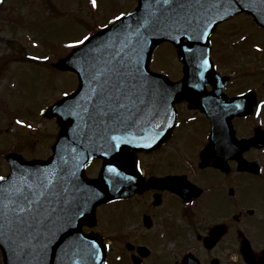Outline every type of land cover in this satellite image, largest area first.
<instances>
[{
    "label": "water",
    "instance_id": "obj_1",
    "mask_svg": "<svg viewBox=\"0 0 264 264\" xmlns=\"http://www.w3.org/2000/svg\"><path fill=\"white\" fill-rule=\"evenodd\" d=\"M146 0H139L137 8L129 13L118 25H131L127 33H121V29H114L113 24L102 28L91 35L92 39L85 45H79L65 57L60 58L54 64L60 70H69L78 74L79 85L76 90L57 100L50 106L45 116L56 117L60 123L59 138L53 147V153L48 159L26 160L19 154L9 153L6 158L10 162V174L4 181H0V195L4 190H9L8 200L0 198V213L3 212V204H8V219H12L13 201L17 199L11 192V186H23L22 177L29 184L35 185L38 179L47 176L53 178L54 191L52 195L42 200L39 222L25 217L31 222L28 230L12 229L4 226V216L0 214V247L4 256L3 264H104L106 256V244L98 233L87 234L83 231L85 223L94 226L96 206L114 197H122L137 188L140 175L135 165L137 151L142 147L123 144L116 152L110 151V145L106 138L101 120L96 116V98L92 89L96 87L93 81V66L99 67L109 59L113 48H124L127 58L132 56L139 60V67L144 70L153 94L149 97V103L138 118V127L131 129V135H137V128L142 122L152 124H164V120L175 123V103L189 99L197 105L205 103L207 98L226 99L222 90L227 78H222L213 64L211 51V36L217 26L223 20L229 19L236 13L247 12L255 21L264 26V0H222L223 6L212 9L205 17L208 21H215L209 26V39L192 41L187 39L177 23L183 25L184 21H177L174 14L172 18L162 17L159 28L146 26L141 28V35L136 36V20L146 13L144 7ZM227 13V15H225ZM203 15V14H202ZM219 17H223L220 19ZM200 20L197 18L192 23V28L187 29V35H193L199 28ZM179 36V40L173 37ZM168 41L177 47V56L184 64V76L182 80L174 81L166 74L157 73L149 68L152 55L160 43ZM192 48V52L186 51ZM94 49V51H93ZM204 59H208L209 65L201 67ZM203 72V77L200 73ZM213 84L215 91L208 93L205 85ZM197 85H199L197 87ZM211 94L213 96H211ZM226 103L228 101H225ZM72 114H70V111ZM246 114V109H238L229 113V128H231L232 116L235 113ZM144 115L145 119H141ZM213 117V115H211ZM213 122V142L208 145L202 155V165L213 164L217 167L221 161L212 160L211 154L217 144L221 129ZM172 127H169L162 138L171 135ZM217 133V135H216ZM122 134V133H121ZM216 135V136H215ZM243 142L244 140H240ZM104 151H110L104 156ZM104 158L102 170L98 178L86 177V166L95 158ZM225 161V160H224ZM107 164H114L120 169L122 175L108 173ZM241 167L250 169L252 166L247 160L241 159ZM75 171L76 176H71ZM126 176H135V180H127ZM132 182V183H127ZM67 188V192L64 189ZM86 201V206L81 202ZM23 203V201H20ZM84 212L80 216L77 209ZM99 245L100 259L95 260L89 254L91 242ZM245 256L253 260L245 253ZM264 264V257L260 261Z\"/></svg>",
    "mask_w": 264,
    "mask_h": 264
},
{
    "label": "flooded vegetation",
    "instance_id": "obj_2",
    "mask_svg": "<svg viewBox=\"0 0 264 264\" xmlns=\"http://www.w3.org/2000/svg\"><path fill=\"white\" fill-rule=\"evenodd\" d=\"M255 27L264 35L263 27L257 23ZM257 41L264 45V37ZM212 55L217 65L213 51ZM217 66L229 77L225 85L226 96L233 98L227 100L229 106L253 108L247 115L234 116L232 131H225L223 139L220 132L216 139L221 141L215 144L211 159L222 162L227 158L228 162L219 167L201 162L203 150L213 142L206 108L209 101L195 108L188 99L177 103L172 135L162 138L154 149L138 152L137 164L144 175L140 188L97 207L94 228L84 226L85 231H97L109 243L106 264H261L264 108L260 105L264 102V63L256 73L259 84L251 86L248 70L224 72ZM206 87L214 89L212 85ZM237 96L244 97L235 100ZM221 102L219 97L212 100L214 105ZM164 121L150 130L152 134L164 136L169 125ZM146 124L152 127L151 122ZM242 158L252 163L250 170L241 168ZM106 205L110 213L105 212ZM245 253L249 257L252 254L253 260Z\"/></svg>",
    "mask_w": 264,
    "mask_h": 264
},
{
    "label": "rangeland",
    "instance_id": "obj_3",
    "mask_svg": "<svg viewBox=\"0 0 264 264\" xmlns=\"http://www.w3.org/2000/svg\"><path fill=\"white\" fill-rule=\"evenodd\" d=\"M137 1L97 0L96 8L92 7L91 0L0 2V176L9 169L2 155L7 151L17 150L25 158H47L52 153L59 126L55 118L45 117L43 112L77 86L74 73L14 57L13 53L47 56L49 59L41 60L54 63L71 51L67 47L70 42L112 23L120 12L133 10ZM259 36L264 37L246 13L224 21L213 37L212 51L217 65L224 72L248 70L250 86L259 84L256 73L264 63V45L257 41ZM153 57L152 68L173 79L182 77V63L174 46L161 44ZM17 120L25 121V125L17 124ZM100 169L101 161L92 163L87 176L97 175ZM110 210L106 205L105 212ZM0 264H3L1 250Z\"/></svg>",
    "mask_w": 264,
    "mask_h": 264
},
{
    "label": "snow or ice",
    "instance_id": "obj_4",
    "mask_svg": "<svg viewBox=\"0 0 264 264\" xmlns=\"http://www.w3.org/2000/svg\"><path fill=\"white\" fill-rule=\"evenodd\" d=\"M91 5L93 8L98 7L97 0H91ZM218 6H223L222 0H146L144 4L146 13L143 17L137 18L135 34L139 37L141 35L140 29L146 28V26L159 28L162 17L171 19L172 17L169 14H174L177 21H184L183 25L177 23V27L187 36V39L192 41L208 40L209 26L215 21H208L205 17L212 9ZM132 15V13L120 12L119 15L114 16L112 21L114 29L120 28L121 33H127L131 25L122 27L116 22L122 21L126 16ZM197 18L201 22L199 28L193 35H187V29L192 28V23ZM219 18L223 19V17ZM91 39L92 37L90 35H85L82 39L70 42L67 47L77 48L79 45H85L90 42ZM173 39L179 40L180 37L175 36ZM186 51L192 52L193 49L187 48ZM31 59L47 60L49 57L36 56L31 57ZM207 65H209V61L208 59H204L201 67ZM200 76L203 77V72L200 73ZM93 81L96 85L92 89L96 98L95 112L96 116L101 120V126L106 133V137L104 138H106L110 145V151H119L125 143L139 147H151L159 138V134L131 135V129L139 126L138 118L148 105L149 97L153 94L152 86L144 70L139 67V60L132 56L126 58L123 47H114L109 59L105 60L99 67L93 66ZM64 95L67 96L68 93H64ZM236 107H240V105L237 104ZM260 108H264V102L261 103ZM70 114H72L71 111ZM257 114H259V109ZM16 122L25 125V121L23 120H17ZM26 126L29 128L32 127L31 124H27ZM156 127L159 128L160 125L157 124ZM144 141H148V143H144ZM110 151H104L103 155H110ZM106 171L108 173L122 175L120 169L114 164H107ZM71 176H76L75 171L71 172ZM54 177L55 174H53V178L45 176L43 179H38L35 185L29 184L22 177L23 186L12 185L10 190L16 194L17 199L13 201L15 207L12 208V219H8V204H3V212L0 214L4 216V226L10 230H28L31 228V222L25 217H30L31 220L39 222L38 218L42 207V200L48 196L57 195L54 191ZM5 179L6 177L0 176V181H4ZM125 179L130 181L135 180V176H126ZM64 191L67 192V188ZM8 192L9 190H4L0 198L8 200ZM21 200L23 203L20 202ZM81 204L82 206H86V201H82ZM77 212L80 216L84 215V212L80 208L77 209ZM98 248L99 245L95 241H92L89 254L95 260L100 259L99 252L94 251Z\"/></svg>",
    "mask_w": 264,
    "mask_h": 264
}]
</instances>
